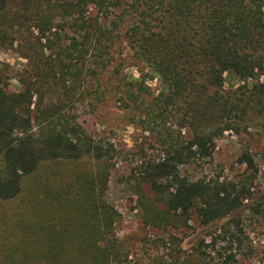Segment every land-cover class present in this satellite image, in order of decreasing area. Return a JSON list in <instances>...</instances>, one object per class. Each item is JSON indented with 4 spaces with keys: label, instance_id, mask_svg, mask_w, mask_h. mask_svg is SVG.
Returning a JSON list of instances; mask_svg holds the SVG:
<instances>
[{
    "label": "trees",
    "instance_id": "16d2710c",
    "mask_svg": "<svg viewBox=\"0 0 264 264\" xmlns=\"http://www.w3.org/2000/svg\"><path fill=\"white\" fill-rule=\"evenodd\" d=\"M118 1L20 0L15 8L0 7V39L7 27L22 31L19 46L28 49L39 78L35 82L21 75L18 91L0 78V199L20 197L27 205L18 222L21 241L3 254L0 264H131L130 247L116 232L121 214L107 198L114 145L89 133L66 107L86 74L100 83L97 76L114 61L120 20L108 23L100 14L107 15ZM91 5L99 10L95 16L87 15ZM132 12L131 47L161 89L155 95L144 75L123 78L128 87L119 99L145 103L144 129L171 115L173 105L184 109L180 130L163 136V156L132 171L142 218L160 228L188 224L193 214L202 226L223 220L211 244L220 238L226 249L241 248L240 216L254 196L252 186L226 177L194 178L183 166L212 157L216 139L245 124L251 103L264 104V0H132L122 15ZM54 86L58 94L47 104V89ZM237 91L246 95L249 109L235 101ZM238 160L256 168L248 151ZM46 161L58 164L50 178L42 174ZM30 205L36 210L31 219ZM255 211H261L259 204ZM159 240L176 244L178 236Z\"/></svg>",
    "mask_w": 264,
    "mask_h": 264
},
{
    "label": "rangeland",
    "instance_id": "374dc122",
    "mask_svg": "<svg viewBox=\"0 0 264 264\" xmlns=\"http://www.w3.org/2000/svg\"><path fill=\"white\" fill-rule=\"evenodd\" d=\"M131 1L119 0L118 6L110 7L111 12L107 13L108 16L105 13L100 14L101 20H107L108 23L112 19L120 20L112 48L114 61L107 70L97 76L101 79L100 83L92 74H86L77 89L73 103L66 106L70 114L76 116L89 133L114 145L115 165L111 169L107 198L121 214V222L116 232L118 237L125 240L130 247L133 256L131 264H264V104L252 102L249 109L247 97L241 93L246 89L233 93L235 101H241L239 104L249 109L247 121L241 129L238 132L226 131L217 138L212 157L200 160L191 166H183V171L194 178L226 177L247 181V184L252 186L254 196L245 201L240 216L244 232L242 236L245 240L243 247L234 246L226 249L227 243L220 238L217 239L215 246L211 244L212 236L215 237L219 232L217 230L223 220L210 226H202L197 215L193 214L188 224L181 221L165 225L164 228L145 224L138 204L137 183L135 178H131L132 171H138L142 162L163 156V136L167 130H175L174 134L180 130V110L184 109H181L180 105H173L170 108L171 115L168 113L162 119L158 118L154 121L153 129H144L146 123H142L141 116L146 107L145 103L135 105L130 100L119 99L128 87V84H124L123 78L135 80L144 75L146 85L150 86L155 95L161 89L157 77L151 73V68L138 59L131 47L128 29L136 20V14L132 12L122 15L124 7L126 8ZM19 2L20 0H0V7L15 8ZM88 10L89 16H95L99 11L94 5ZM158 12L160 11L153 12L155 26L162 25ZM120 15L122 19L119 18ZM7 29L6 37L0 39V78L10 83L13 91H18L22 88L19 80L21 75L24 74L25 78L35 82L39 78L32 66L36 63H29V58L26 56L25 51L29 52L28 49L19 46L22 31L10 27ZM25 33L28 34L27 31ZM30 53L32 54V51ZM48 53L49 51L46 50V54ZM28 63L29 65L26 66ZM229 83L226 82L225 91L230 87ZM239 83H235L236 88ZM51 84H56V80H51ZM133 87L139 91V102H143V92L137 85ZM57 94L56 86L48 87L45 103H50ZM149 98L151 97L144 98L146 104ZM36 99L38 95L35 96ZM253 107L255 110H252ZM182 135L185 139L189 138L187 128L182 130ZM244 151H248L253 156L255 169L239 162V156ZM56 168L58 164L46 161L42 174L50 178ZM146 188L150 192L149 187ZM257 204L261 210L259 212L255 211ZM31 206H29L30 219L31 215L36 214V210ZM26 209L27 205L25 202L23 204L20 197L13 200L0 199V263L3 262V254L8 252L12 245L21 241V227L18 222L24 216ZM170 234L178 236L177 243L163 245L159 238L168 239Z\"/></svg>",
    "mask_w": 264,
    "mask_h": 264
}]
</instances>
